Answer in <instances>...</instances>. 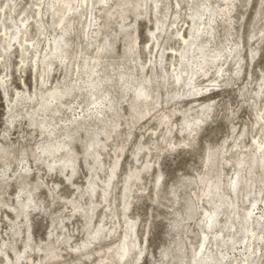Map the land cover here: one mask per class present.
I'll return each instance as SVG.
<instances>
[{
  "label": "rangeland",
  "instance_id": "obj_1",
  "mask_svg": "<svg viewBox=\"0 0 264 264\" xmlns=\"http://www.w3.org/2000/svg\"><path fill=\"white\" fill-rule=\"evenodd\" d=\"M0 264H264V0H0Z\"/></svg>",
  "mask_w": 264,
  "mask_h": 264
}]
</instances>
